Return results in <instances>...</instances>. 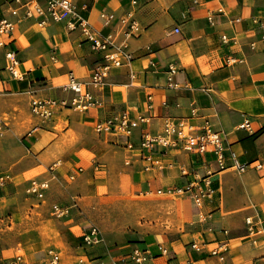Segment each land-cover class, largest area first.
<instances>
[{"label":"crops","instance_id":"1","mask_svg":"<svg viewBox=\"0 0 264 264\" xmlns=\"http://www.w3.org/2000/svg\"><path fill=\"white\" fill-rule=\"evenodd\" d=\"M71 1L73 11L55 21L0 0V17L15 24L0 44V264L17 255L20 264H222L211 254L215 246L230 264H264V167L238 171L230 154L264 160V0ZM79 18L132 56L101 83L91 75L106 62L103 52L91 48ZM131 19L137 28L127 33ZM70 73L98 103L35 115L39 100L69 103ZM122 112L129 135L95 131L96 122ZM179 120L217 131L223 163L181 143L142 147L145 133ZM32 179L49 181L43 198L26 192ZM195 193L203 195L200 204ZM49 201L69 212L55 217ZM103 201L117 213L119 201L129 203L128 222L85 244V221L70 213L83 216ZM30 230L35 248L25 245ZM136 246L147 253L141 263L130 256Z\"/></svg>","mask_w":264,"mask_h":264},{"label":"built area","instance_id":"2","mask_svg":"<svg viewBox=\"0 0 264 264\" xmlns=\"http://www.w3.org/2000/svg\"><path fill=\"white\" fill-rule=\"evenodd\" d=\"M13 1L25 6V14L27 16H32L33 14L45 16L48 14L55 21L61 20L63 15L73 11V3L71 0H45L43 4L40 3L39 0ZM78 20L81 31L84 34L85 39L89 41L91 48L103 52V58L106 62L96 68L91 75L92 83H101L111 67H117L125 61H130L132 56L124 49V46L113 47L111 37L109 35H101L83 18H79ZM74 24V21L68 23L70 28H74ZM128 24L129 30L127 33H131L133 29L137 28V24L133 19H131ZM14 28L15 24L13 21L6 17H0V44H4L3 37L10 35ZM174 29L175 31H179V27L177 26ZM261 38L264 39V30L261 34ZM5 56L10 61V72L14 76H17L18 73L16 65L18 60L15 53L12 50H9L5 53ZM170 72H174L173 67H170ZM64 88L66 90H71L74 93L69 103L65 100L56 99L39 100L32 105V112L40 118L45 119L51 117L55 108L58 106H70L76 109H86L88 107L95 106L98 103V100L93 96V94L84 89L83 82L72 73L69 74L68 80L64 84ZM140 119L143 120L144 118L141 117ZM241 126L244 127L245 124L242 123ZM94 129L97 132H113L117 134L129 135L131 132V122L127 113L122 112L103 120H99L95 123ZM180 143L186 150L195 147L201 152L211 151L216 155L217 159L223 163L224 146L221 143L220 135L207 124L196 128L193 124L184 120H179L177 122L168 121L160 133H145L141 140L142 147L148 149H152L156 145L178 146ZM230 154L233 159L232 164L238 171H244L249 166H253L255 168L264 167V160L240 162L237 160L236 154L233 151H231ZM0 178L2 177L0 176ZM48 187L49 181L47 179H32L26 188V192L30 195L43 198L45 190L48 189ZM202 196L203 195L201 193L194 194V200L197 204H200ZM53 208L58 216H63L68 213V208L64 206L55 204ZM82 238L85 244H94L100 241L101 235L99 227L94 223H89L84 229ZM191 247L199 248L196 243H192ZM49 253L52 254L51 261L53 263H57L59 255L57 253H53L52 250H49ZM146 254V250L136 246L132 248L130 256L134 262L141 263L146 259ZM211 254L216 256L222 264H230L225 258V248H222L221 246L212 247ZM21 261L22 256L17 255L10 260V264H20ZM77 264H82V260H79Z\"/></svg>","mask_w":264,"mask_h":264},{"label":"rangeland","instance_id":"3","mask_svg":"<svg viewBox=\"0 0 264 264\" xmlns=\"http://www.w3.org/2000/svg\"><path fill=\"white\" fill-rule=\"evenodd\" d=\"M5 121H8V116L6 115V117L4 118ZM75 171L70 175V179H75L74 177L79 174V169H74ZM77 189V188H76ZM86 202L84 203V205H89L91 204L89 200L84 199ZM78 201H80L78 199ZM50 202V211L55 215V217L61 218L60 216H58L54 210V205L57 204V201H49ZM120 202V201H119ZM118 202V206H122V210H120L118 213L112 211L111 208H113V206L111 205L110 201H103L101 203H97L96 207H90V209L85 210L84 212H82L83 216L80 215L79 212L77 211H72L70 213V218H75L78 219L77 221H85L84 222V226H87L89 223H94L97 224L98 227L101 230V234L103 236V234L105 233V229L109 230V232L111 230L117 231V230H121L122 226H124L125 223H127V218L130 216V211H129V203L125 202ZM62 206V205H60ZM65 207V206H64ZM130 207V206H129ZM68 208V207H66ZM69 212V211H68ZM112 212H114V214H112ZM119 214V215H118ZM66 215V214H65ZM64 216V215H63ZM121 219H124L122 222L123 224H121ZM126 220V221H125ZM77 228V227H75ZM75 228H73L75 230ZM36 234L35 230H30L26 233L25 235V240L27 241L25 243V245H31L34 248L36 247L37 243H33V241H38L37 237L34 235ZM64 234L66 236H69L71 234L70 231H65ZM32 240V241H30ZM81 259L85 260V257L83 256Z\"/></svg>","mask_w":264,"mask_h":264},{"label":"bare ground","instance_id":"4","mask_svg":"<svg viewBox=\"0 0 264 264\" xmlns=\"http://www.w3.org/2000/svg\"><path fill=\"white\" fill-rule=\"evenodd\" d=\"M27 117V116H26ZM29 118V117H28ZM27 129V128H26ZM22 130V129H21ZM137 224V223H136ZM39 244V243H38Z\"/></svg>","mask_w":264,"mask_h":264}]
</instances>
